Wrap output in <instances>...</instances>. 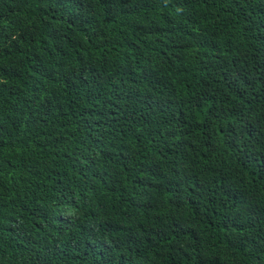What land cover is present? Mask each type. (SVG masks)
I'll use <instances>...</instances> for the list:
<instances>
[{"label": "trees", "instance_id": "16d2710c", "mask_svg": "<svg viewBox=\"0 0 264 264\" xmlns=\"http://www.w3.org/2000/svg\"><path fill=\"white\" fill-rule=\"evenodd\" d=\"M0 264H264V0H0Z\"/></svg>", "mask_w": 264, "mask_h": 264}]
</instances>
